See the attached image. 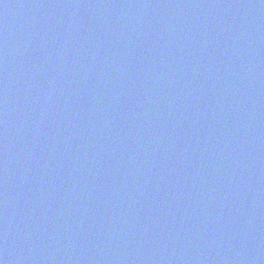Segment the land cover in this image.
<instances>
[{"label": "water", "instance_id": "obj_1", "mask_svg": "<svg viewBox=\"0 0 264 264\" xmlns=\"http://www.w3.org/2000/svg\"><path fill=\"white\" fill-rule=\"evenodd\" d=\"M3 264H264V0H0Z\"/></svg>", "mask_w": 264, "mask_h": 264}, {"label": "snow or ice", "instance_id": "obj_2", "mask_svg": "<svg viewBox=\"0 0 264 264\" xmlns=\"http://www.w3.org/2000/svg\"><path fill=\"white\" fill-rule=\"evenodd\" d=\"M0 264H3V262H2V261H0Z\"/></svg>", "mask_w": 264, "mask_h": 264}]
</instances>
